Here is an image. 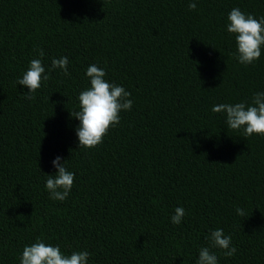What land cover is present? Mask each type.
I'll list each match as a JSON object with an SVG mask.
<instances>
[{
    "label": "trees",
    "instance_id": "obj_1",
    "mask_svg": "<svg viewBox=\"0 0 264 264\" xmlns=\"http://www.w3.org/2000/svg\"><path fill=\"white\" fill-rule=\"evenodd\" d=\"M189 3L0 0V264H20L38 238L89 252V264H196L218 228L237 249L213 248L218 264H264V136L244 137L212 111L264 92V48L240 64L226 27L233 8L264 17V0ZM63 56L69 75L49 71ZM33 59L50 79L29 100L17 80ZM92 64L133 106L85 149L70 112ZM57 156L75 174L63 202L45 188Z\"/></svg>",
    "mask_w": 264,
    "mask_h": 264
},
{
    "label": "clouds",
    "instance_id": "obj_2",
    "mask_svg": "<svg viewBox=\"0 0 264 264\" xmlns=\"http://www.w3.org/2000/svg\"><path fill=\"white\" fill-rule=\"evenodd\" d=\"M188 7L189 10H195L196 0H190ZM227 20V32L235 36L237 46V51L232 53L233 57L242 65H253L260 59L264 48V17L257 19L239 8H233ZM39 55L44 56L42 49L39 50ZM68 64L67 56L53 59L49 71L60 69L64 75H69ZM86 76L90 79V87L80 92L79 110L71 111L70 115L79 120L76 128L79 148L93 149L102 144L109 130L120 123V113L131 111L133 101L130 99L131 93L122 86L109 83L105 79L106 72L97 65H90ZM49 79L42 60L33 59L17 84L28 89L25 99L31 100L35 98L33 94ZM212 111L224 114L228 129L242 130L244 137L264 136V92L255 93L250 102L215 105ZM52 165L56 172L54 175H47L45 188L50 199L63 202L73 188L75 174L68 170L66 161H62L59 156L52 161ZM236 211L238 215H244L242 209L237 208ZM174 212L171 222L179 225L186 215L185 209L177 207ZM206 239L208 246L200 248L196 264H218L213 248L221 249L225 257L236 254L237 249L232 246L231 236H226L223 229L211 231ZM89 255L87 251H74L66 255L58 245L46 244L38 238L35 243L23 248L20 264H89Z\"/></svg>",
    "mask_w": 264,
    "mask_h": 264
}]
</instances>
